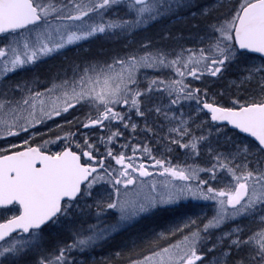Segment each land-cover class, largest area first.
<instances>
[{"label":"snow or ice","instance_id":"obj_1","mask_svg":"<svg viewBox=\"0 0 264 264\" xmlns=\"http://www.w3.org/2000/svg\"><path fill=\"white\" fill-rule=\"evenodd\" d=\"M0 37V264H80L182 200L212 214L145 237L147 255L133 239L127 264H264V0H0ZM100 39L122 47L66 55ZM56 57L47 80L9 78ZM221 81L234 94L209 100Z\"/></svg>","mask_w":264,"mask_h":264},{"label":"rangeland","instance_id":"obj_2","mask_svg":"<svg viewBox=\"0 0 264 264\" xmlns=\"http://www.w3.org/2000/svg\"><path fill=\"white\" fill-rule=\"evenodd\" d=\"M199 3L202 6H211L213 4V0H199ZM161 26L157 25L155 27H152L149 29V33L155 35L160 31ZM177 34L178 31H177ZM3 38H0V42H2ZM88 42L85 43L80 50L73 49V51L68 52L66 55L69 57H73L77 54V52H83L84 49H87L90 51L92 47V43ZM108 43L109 41H106L102 39L101 43ZM186 47H198L199 45L195 44L191 40L184 41ZM96 44H99L98 41L94 42L93 50L97 51L100 48L96 46ZM103 50H99V52H102ZM64 61V57H56L55 59H48L44 63H40L37 66H35L31 72H18L16 74H11L10 79L13 81L21 80L24 77H31L33 74L40 77L42 81L47 80L50 78L51 72L55 70V66L59 65ZM168 73L165 72L163 74L157 73V75H167ZM149 75H152L150 72ZM191 79V78H189ZM229 79H232L231 77ZM198 83V82H196ZM212 91L209 92V100L216 99L221 100V97L219 96V93L221 91L225 92V96L223 98L222 102H226L230 99V91L232 94H234L235 90L228 88V82L227 81H221L219 83H216L214 85H210ZM213 93H216L215 96H213ZM187 110V109H186ZM71 118V117H69ZM56 123H62L59 118L56 119V122L49 121L46 127L37 126L38 130L41 133H45L48 131L49 128H52L55 130V124ZM75 130V129H73ZM10 140L14 138H9ZM15 142H19V140H15ZM135 142H145L150 143V146L154 149V155L157 156V158H161V153H164L163 158L166 160H170L172 165H180L183 166L185 163L187 164H198L200 167H207L209 166V158L207 156L206 149L201 154L199 159L193 161L192 159H186V157L182 154L180 151H174L171 154H167L164 152V149L157 145L156 140L150 136L146 137L144 135H139L136 138ZM119 143H124V140L119 141ZM119 147V144L117 145ZM129 155H131V150L129 149ZM139 155V153L137 154ZM146 164H151V161H149L146 157L143 160ZM149 171L153 172V176L146 179L147 183H151L152 180H156L158 182H163L164 177H161L158 175L159 170L149 168ZM203 175V174H202ZM221 179L216 182L217 187L224 186L225 183H227L228 180H230V177H225L222 174ZM171 180V177L168 178ZM174 183L179 184L180 181H174ZM204 214L211 215L212 214V205L211 202H205V201H193V200H182L179 202L178 205H174L171 207L168 211H163L157 213L156 216H147L144 219H141L139 223L136 225L135 228H133L129 233H126L123 236H118L116 241L105 244L102 247L96 248L92 250L91 252H88L84 255H76V259L80 264H127V255H128V248L125 247V245H128L130 247V242L135 239L138 247L136 251L138 253H143L144 255L148 254V247L143 242L144 238H152L156 234L162 232L164 229H166L169 225L174 224L178 221L184 220L187 217H197V216H203ZM3 214L0 213V217H2ZM245 224H247V221H244ZM233 225L226 226V229L228 227H232ZM255 229V226H252ZM180 239V236L177 235L176 237L169 238V241L174 243L176 240ZM167 242L161 241L162 246H167ZM123 248L125 252V259L118 260L115 257V252L119 249Z\"/></svg>","mask_w":264,"mask_h":264},{"label":"trees","instance_id":"obj_3","mask_svg":"<svg viewBox=\"0 0 264 264\" xmlns=\"http://www.w3.org/2000/svg\"><path fill=\"white\" fill-rule=\"evenodd\" d=\"M96 41H98V43L99 44H96V46L98 47V48H100L99 50H103V51H106V50H110V49H119V48H121L122 47V44L121 43H118V42H115V41H109L108 43H101L100 44V42H102V39H100V40H93V44H92V47H91V49H90V52L91 53H93V54H95V53H98V51L99 50H97V51H94L93 50V45H94V42H96Z\"/></svg>","mask_w":264,"mask_h":264},{"label":"flooded vegetation","instance_id":"obj_4","mask_svg":"<svg viewBox=\"0 0 264 264\" xmlns=\"http://www.w3.org/2000/svg\"><path fill=\"white\" fill-rule=\"evenodd\" d=\"M53 148L55 149V146H53Z\"/></svg>","mask_w":264,"mask_h":264}]
</instances>
